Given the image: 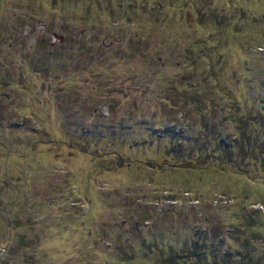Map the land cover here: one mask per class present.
I'll return each instance as SVG.
<instances>
[{"label": "rangeland", "instance_id": "rangeland-1", "mask_svg": "<svg viewBox=\"0 0 264 264\" xmlns=\"http://www.w3.org/2000/svg\"><path fill=\"white\" fill-rule=\"evenodd\" d=\"M258 112L264 0H0V264H264Z\"/></svg>", "mask_w": 264, "mask_h": 264}, {"label": "trees", "instance_id": "trees-1", "mask_svg": "<svg viewBox=\"0 0 264 264\" xmlns=\"http://www.w3.org/2000/svg\"><path fill=\"white\" fill-rule=\"evenodd\" d=\"M232 117L233 120L235 117L234 115ZM256 120H258V122L264 127V113L261 112H258L257 114H251L249 117L239 116L236 120H234V125L236 127L234 140L240 150V153H249L253 158L256 159V161L264 166V135L261 138L256 134V132L251 133L249 131L250 127H253ZM255 134L256 136H253ZM229 255L230 254L227 253L222 254L219 258L214 260L215 264H262L248 251L244 253H238L237 258H234L232 262L230 261L231 259L229 258Z\"/></svg>", "mask_w": 264, "mask_h": 264}]
</instances>
